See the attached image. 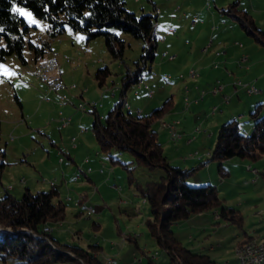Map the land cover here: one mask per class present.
<instances>
[{
	"label": "rangeland",
	"instance_id": "obj_1",
	"mask_svg": "<svg viewBox=\"0 0 264 264\" xmlns=\"http://www.w3.org/2000/svg\"><path fill=\"white\" fill-rule=\"evenodd\" d=\"M124 1L127 9L137 15L144 13L156 15L155 33L158 36V42L149 76L138 84L131 86L125 97L127 108L129 109L128 104H130L132 106L131 112L138 115L139 110L144 107L147 110L153 109L156 108L155 106H162L168 98L172 99L173 97L174 100H181V94H183V97L188 95L185 88L190 86L189 84L192 81L199 79L198 67L194 59L199 55L198 47L200 46H196V52L192 53V44L195 38L193 33H210L208 24L211 22V13L220 15L221 8L234 0H229L228 3L224 2L225 5H221L223 0ZM153 6H155V9H153ZM15 8L24 10V14L19 13L29 25L30 38L32 40L45 39L46 21L34 16L26 7L15 6ZM28 13L31 15H27ZM235 24L237 23L235 22ZM213 27L216 26L213 25ZM116 32L124 40L123 59L128 65H125L119 59H112L104 46L102 37L91 40L87 46L85 43L79 44L74 40L72 45V40L68 38L67 34L51 40L53 50L38 58L36 65L33 51L30 48H26L24 51L25 62H22L15 54L7 56L5 60H0V150L3 151L2 160L6 162L3 167H0V197L5 194L6 188H11L10 193L15 197H20L25 188H29L31 192L44 191L51 187L57 188V198L64 202L65 211L63 220L52 225L53 235L61 243L78 245L93 251H98V248H94L93 245H99L101 246L100 255L102 260L105 261V257H109L116 259L118 263L117 258L114 257V252H117L121 245L130 244L134 248V240H137L140 247L147 245L152 250L159 252L163 250L149 233L146 223L150 217L149 205L138 194L135 186L136 182L144 185L149 180H159L164 175L163 169L150 170L144 165L133 166L132 177L134 181L129 183V173L123 163L131 161L133 156L129 152L119 153L112 150L110 153L120 159V161L112 162L107 155L109 153L101 150L97 145V151L100 155L97 156L95 151L88 154L91 155L92 161H95V159H98L99 163L102 161L101 172L103 171V174L93 175L92 178L94 179L91 182L86 179L83 171H81L78 160H76V163L72 162L61 154L60 157L63 158L64 162L60 163L58 160L59 152L56 149L55 153L52 152L48 156L49 150L53 151L50 138H54L58 145L60 138L66 142V139L69 141L72 135L75 139L72 143L75 144L78 141L77 134H80V129L76 130L74 127L68 129V127L78 122V114H81L79 107L81 105L84 106L89 102L98 101V112L102 111L104 116L109 110L108 108L118 100L121 77L127 67L132 68L134 66V61L141 54L143 42L140 39L133 38L126 32L120 30H116ZM65 33L73 32L67 31ZM186 38L190 41V44L186 43ZM199 43L200 41L197 40L196 44ZM207 45H210V40L205 46L207 47ZM214 47H211L210 50H215ZM164 52L169 53L165 59L163 58L165 56ZM50 55H54L59 65L57 74L59 84L56 86L50 85L51 82L44 81L37 74V67H47ZM170 56H174V58L168 60ZM96 62L101 63L97 64ZM103 66H108L111 71L104 79V85L112 88L115 94L111 97L109 92L100 101V92L106 87L100 89L94 73L99 67ZM53 75H56V73ZM235 82L238 89L245 88L246 91L248 90L245 83L239 80ZM144 83L154 93L153 97L149 98L145 92L139 89ZM247 85L250 86L251 83L247 82ZM201 86L203 89L199 90L200 93L197 99H191L187 96L189 102L199 100V104H193V108L190 107L189 109V113L192 112L193 115L191 122L185 124L186 133L183 137V140H185L192 136H198L201 132L200 139L189 147H185L182 145L183 141L179 140L181 133L173 131L178 135L173 138L170 131L171 139L177 142H167L168 148H163V153L170 164L182 166L183 168L184 166L195 168L186 179L190 185L208 183L207 181L197 183L198 176L203 174L200 172V169L204 168L203 163L200 165L195 164L194 167L193 165L184 164L185 159L190 158L191 155L196 156V152H199V154L201 152L202 155L207 153L211 147L210 142L216 139V128L208 123L209 118L207 125L205 122L203 125L201 123V120L204 121L206 118L204 116L207 107L209 109L213 107L212 112L215 111L216 115H220L222 110L228 112L231 110L232 112L236 106H239L236 97L231 102L221 100L220 94L223 90V84L210 86L203 83ZM215 89L218 90L215 91ZM84 90H88V92H84L80 97ZM135 92H138V95ZM254 95V98L261 97V90L257 93L258 96ZM228 103L230 104L228 105ZM103 104H106L104 109L101 108ZM170 106L163 113L162 118H166L164 122H167L168 129L173 130V122L168 121L171 117H166L169 115ZM69 111L73 113L68 114ZM86 113H89V111L87 110ZM263 114L260 111V116ZM89 116H91V120L86 119L85 121L84 119V125L82 126L88 124V134L95 140L90 130L93 116L90 113ZM143 116H145V112ZM162 118H157L153 122L154 129L159 128V120ZM214 118L215 116H212L211 120ZM169 123L172 126H169ZM65 125L69 126L63 128ZM243 125L245 124L243 123ZM204 129L207 130L206 135L202 133ZM59 132L63 134V137H60ZM163 138L167 141L165 136ZM106 155L108 158H106ZM174 157L176 158L174 159ZM209 157L205 156L203 162L209 160ZM210 162H213L212 167H214L216 173L217 163ZM249 162L254 165V167L251 166L252 168L257 167L264 170V156L261 159L250 160ZM224 168L230 171L228 165H225ZM230 172H232L231 180L234 182V186L218 189L219 197L224 204L232 206V204L242 201V206H244L246 203L244 200L250 202V199L257 197L256 192L258 190L264 189V179L261 174H258L255 184H247L245 180L250 178L248 174L238 173L234 169ZM219 179H222V177L217 171L212 181L216 182ZM85 193L87 194L85 202L79 204V200ZM263 199L264 194L259 201ZM89 207L94 208V212L90 216L87 212ZM213 212L210 215L200 217L204 219L205 229L202 225H198L199 227L190 229L191 231H189V227L183 230L188 229V231H185L186 236L193 234L192 242H203L207 246L219 244V247L215 250L216 255L211 253V257L214 258L216 264H225L224 261L230 258L234 259L232 264H237L234 248L243 242L233 247V253L232 244L238 228L232 223L229 224L228 228L223 227L222 222L224 221L219 220L218 215L214 218ZM252 215L251 213L248 216L246 223L258 219ZM185 223L183 227L188 226ZM0 264H14V261L3 262L0 260ZM53 264L67 263L55 262ZM144 264H147V260L144 261Z\"/></svg>",
	"mask_w": 264,
	"mask_h": 264
},
{
	"label": "trees",
	"instance_id": "obj_2",
	"mask_svg": "<svg viewBox=\"0 0 264 264\" xmlns=\"http://www.w3.org/2000/svg\"><path fill=\"white\" fill-rule=\"evenodd\" d=\"M15 6L26 7L34 16L46 21L45 39L35 43L29 39V25L19 12L13 10ZM221 11L264 48L263 30L246 10L239 7L238 0ZM155 29V14L137 15L127 9L124 0H0V60L15 54L25 62L26 48L33 51L34 60H37L51 50V40L70 31L77 32L86 42L102 37L112 59L128 65L123 59L124 40L116 30L140 39L143 42L141 54L132 68L126 66L118 88V100L104 116L95 107L89 110L93 116L90 130L99 148L109 153L112 162L120 161L110 153L112 149L133 156L131 161L123 163L129 173V183L134 181L133 166L163 169L164 175L159 180H149L144 185L136 182L135 186L138 194L148 202L150 217L146 221L147 227L157 244L165 250L166 264H216L209 254L184 246L175 238L172 225L192 214L215 210L220 220L241 229L242 214L222 202L213 184H188L186 179L195 168L172 165L167 160L152 124L168 109L171 98L145 116L133 114L125 104L127 90L150 72L158 42ZM110 73L108 66H103L95 71L94 76L102 85ZM260 111L261 104H257L250 112L255 119L250 132H245L237 119L218 128L209 161L217 163L219 174L226 175L223 161L229 158L255 161L264 155V114L260 116ZM262 177L264 179V172ZM57 197L55 187L37 192L25 188L20 197L5 191L0 197L1 261L13 260L14 264H105L97 251L61 243L51 235L47 225L64 218L65 204ZM93 246L99 248V245ZM147 264L158 263L149 259Z\"/></svg>",
	"mask_w": 264,
	"mask_h": 264
},
{
	"label": "crops",
	"instance_id": "obj_3",
	"mask_svg": "<svg viewBox=\"0 0 264 264\" xmlns=\"http://www.w3.org/2000/svg\"><path fill=\"white\" fill-rule=\"evenodd\" d=\"M224 2L228 3L229 0L221 1V5H225ZM238 4L240 8L246 10L252 16L257 26L264 32V0H238ZM225 7H222L221 9ZM210 17H211V22L208 24L210 33H193V36L195 38H194V43L192 44L193 45L192 53L196 52L195 50L196 46L197 47L200 46L198 47L199 55L198 57H196V59H194L195 64L198 67L199 79L192 81V83L189 84L190 86H187V88H185L188 95L186 92L184 93L191 99H197L198 94L200 93L199 90L203 89L201 86L203 85V83L204 84L206 83V85H210V86L216 85V84H223L224 85L223 90L221 91V94H220L221 100L223 102H231V100L234 99V97H236L237 103L239 104V106H236L232 112L231 110H229L230 112L222 110L220 115H216L217 113L215 111L212 112V110L214 109L213 107L210 109L207 107V112L204 116V118L205 117L206 118L204 119V121L201 120L202 125L204 124V122L206 125L208 123L210 125L212 124V126L216 128V132H217L221 124L229 120H232V119H237L242 124L241 125L242 129L245 132H250L253 129L254 123H255V119H253L250 116V112L254 110L257 104H261V112L264 113V48L261 45H259L257 42H255L252 39V37L247 35L237 24H235L233 20H231L229 17L223 14V12H221L220 15L211 13ZM213 25H215L216 27H213ZM66 34L68 38L72 40L71 41L72 45L74 44L73 40L75 42H78L79 44L85 43L86 46L90 42V41L86 42L78 33H65L64 32L58 37H56L55 39H58L59 37L64 36ZM46 37H47V30H46ZM29 39L34 43L40 40V39L32 40L30 36H29ZM197 40L200 41L199 44H196ZM209 40H210V45H207L206 47L205 45ZM185 41L186 43L190 44V41L187 38ZM213 46H215L214 48L216 49L210 50L211 47ZM52 50L53 48H51L50 51ZM164 53H165V56L163 58L165 59L166 56L169 55V53L168 52H164ZM173 58L174 56H170L168 57V60L169 59L172 60ZM36 62L37 60H35V65H36ZM96 63L98 64L101 62H96ZM161 64H163V62H161ZM63 74H64V71H63ZM63 74L61 73V76ZM148 74H146V76L142 80H144L147 76H149ZM237 80L245 84H247L248 82V83L255 85L258 89L261 90V97L254 98L253 97L254 94H249L245 88L238 89V87H236L237 85L235 82ZM96 81L98 82V80ZM104 83H105V80H103L102 85H99L98 83V86L100 87V89H102L101 87H104V86L106 87V89L104 90L102 89L100 92V101H102L104 96H106V94L109 92L111 93V97L114 96L115 94L114 93L115 91L112 88H109L107 85H104ZM148 87L149 86H147L146 83H144V85L141 88L139 87V89H141L142 92H145L149 98H151L153 97L154 93ZM84 92H88V90L82 91L80 97H82V94ZM135 94L138 95V92H135ZM187 96L183 97V94H181V100L180 99L174 100V98L172 97L171 102H170L171 108L168 111L169 115L166 116V117H171V119H169L168 121L173 122V131L174 132L177 131L181 133V138L179 140L183 141L182 145L185 147L187 146L189 147L195 141H198V139H200L199 136L201 135V132H200L198 136L197 135L192 136L191 138H187L183 140V137L186 133L185 132L186 130L184 129L185 124L187 122H191V117L193 115L192 112L189 113V109L190 107H192L193 104L195 105L199 104V100L198 101L194 100L192 102H189ZM254 96H258V95L256 94ZM229 104L230 103H228V105ZM105 105L103 104L101 108L104 109ZM92 107H95L98 110L99 109L98 101L93 102V103L89 102L83 106V109L79 110L81 114H78V122L76 124L71 125V126L65 125L63 127V128H67L69 126L68 129H70L71 127L76 128V130L80 129L79 130L80 134H77L78 141L75 144L72 143L75 141L74 136L72 135L69 141L66 139V142L62 141V139L60 138V142L58 145L56 141L54 140V138H50L53 151L49 150L48 152V156H49L52 152L55 153V151L58 150L59 152L58 160L60 163L64 162L63 158L60 157L61 154L65 155L72 162L76 163V160H78L81 165V168H80L81 171H83L86 179L91 182L94 179L92 178L93 175L103 174L102 173L103 171L101 172V169H102L101 165H103L102 161L101 163L97 161L98 159L97 160L95 159V161H92L91 155L88 154L91 151H95V154L99 156L100 153L99 151H97L98 144L88 134V131H89L87 128L88 124H85V126H82L84 125V122H83L84 119L85 121L86 119H88V121L91 120V116L88 117L89 113H86V112L87 110L89 111ZM128 107H129L128 110L132 111L131 110L132 106L130 104H128ZM155 107L158 108L160 106H155ZM156 108H153V109H156ZM153 109L147 110L146 107H144L139 110V115H143L144 112H145V115H147ZM67 113L72 114L73 112L69 111ZM100 113H101L100 115L103 116L102 111ZM162 115L158 117V119L162 118L163 117ZM212 116H215V118L211 120ZM208 118H209V122L207 123ZM165 119L166 118H162L161 120H159L160 121L159 128L155 130L158 133V138L160 142L163 144V148L165 147L168 148L167 142L171 143V142H177V141L171 139L170 137L171 129L169 130L168 129L169 127L166 126L167 122H164ZM243 123L245 125H243ZM59 133H60V137H63V134L61 132ZM202 133L206 135L207 130L204 129ZM163 136L166 137L167 141L164 140L165 138H163ZM215 141L216 139L210 142L211 147L208 149V152L205 153L204 155H202L201 152L200 154L199 152H196L195 153L197 154L196 156L191 155L190 158H186L184 161V164L186 163L187 165H193V167L195 164L200 165L203 163L202 166H204V168L200 169V172H202L203 174L198 176L197 183H204L205 181H207L208 183H212L214 186H216L217 189H225L228 186L232 187L234 186V182L231 180L232 172L230 171L234 169V171H237L238 173L248 174L250 178L248 180H245V183L255 184L258 179V174L262 175V172H264V170L261 168H257V167H256L257 169L252 168L254 167V165L249 162L250 161L249 159L239 158V157H232V158H229L223 161V165L224 166L228 165L230 167V171L227 170L226 175L220 174L222 179H219L216 182L212 181V178L216 176L218 169L215 173V169L214 167H212L213 162H210L208 159L205 162H203V160L205 156L206 157L210 156L211 151H212L211 149H213L215 145ZM107 155H106V158H108ZM113 156H116V155H113ZM2 157H3V151L0 150V160H1L0 167H3V165L6 164V162L2 160ZM175 158L176 157H174V159ZM187 167L188 166H184V168H187ZM252 170H257L258 173L254 174ZM10 189L11 188H6L5 191L10 193ZM256 194H257V197L254 199H250L251 200L250 202H247V200H244L246 201L244 206H242L243 205L242 201L237 202L236 204H232L233 207L237 208L240 211L243 217L242 228L239 229L237 227L238 231H236L235 233V238L232 244V253H233V247L238 243L244 242L246 240H264V199L259 201V199H261L262 195L264 194V189L261 191L258 190ZM86 197H87V194L85 193V195L82 196V198L79 200L78 203L79 204L84 203ZM211 212L212 211L192 214L187 219L183 220V223L182 221H180L172 225L173 234L175 238H177L184 246L196 252L207 253L209 254L210 257H211V253H214V255H216L215 250L217 247H219V244L218 243L216 245L210 244L209 246H207L203 242L202 243L192 242L191 240L193 239V234L192 235L189 234L186 236L185 231H188V229L185 231L183 229L189 227V231H191L190 229L197 228L199 227L198 225H202L203 229H205L206 224L203 223L204 219H201L200 217L206 216L208 214L210 215L212 214ZM251 213L253 214L252 215L253 217L258 218V219L257 220L255 219L252 222L246 223L245 221L248 218V216L251 215ZM217 215L218 214L214 210L213 212L214 218ZM184 223L188 224V226L183 227ZM53 224L54 223H51L47 226L51 231V235L54 238H56L53 235L54 234V229L52 227ZM222 224H223V227L228 228L229 224L231 223L224 221L222 222ZM56 239L58 240V238ZM257 242H260V241H257ZM134 246H135L134 248L136 249H134L130 244L121 245L119 249L117 250V252L116 251L114 252V257H116L118 260L117 264H144V261L147 260L148 262L149 259H152L156 263L160 262L161 264H166L168 262V256L164 249L162 250V252H159L157 250H152L148 248L147 245L140 247L137 240H134ZM96 253L101 254V246H99L98 251ZM233 261L234 259L230 258V259L225 260L224 262L225 264H232Z\"/></svg>",
	"mask_w": 264,
	"mask_h": 264
},
{
	"label": "built area",
	"instance_id": "obj_4",
	"mask_svg": "<svg viewBox=\"0 0 264 264\" xmlns=\"http://www.w3.org/2000/svg\"><path fill=\"white\" fill-rule=\"evenodd\" d=\"M171 31V30H170ZM58 69H59V65L58 62L56 60V58L54 57V55H50L49 59H48V64L47 67H37V74L40 76V78H42L44 81L46 82H51L49 83L50 85H58ZM54 73H56V75H53ZM53 80V81H52ZM245 87H248V92L249 93H257L259 92L258 88L255 87L253 84H251L250 86H248L247 84H245ZM218 89H215V91ZM80 109H83V106L81 105L79 107ZM169 126H172L169 123ZM171 135L172 137H177L178 135L175 134L173 132V130L171 129ZM87 212H94V208L89 207ZM264 260V248H255L254 246V250L251 251V253L249 254L248 257L246 258H238V264H254V263H259L261 261ZM104 263L107 264H117L116 259L114 258H109V257H105V261H103Z\"/></svg>",
	"mask_w": 264,
	"mask_h": 264
},
{
	"label": "bare ground",
	"instance_id": "obj_5",
	"mask_svg": "<svg viewBox=\"0 0 264 264\" xmlns=\"http://www.w3.org/2000/svg\"><path fill=\"white\" fill-rule=\"evenodd\" d=\"M257 93H259V92H257ZM257 93H251V94H257ZM137 114H139V113H137ZM252 172L254 174H257L258 173L257 170H252ZM91 214H92V212H88V215L89 216ZM254 246H255V248H264V240H262L260 242H257V241H249V242H247L245 244L237 245L234 248V254H235V258H236L237 264H238V258H246V257H248L249 254L251 253V251L254 250ZM103 261H104V259H103ZM254 264H256V263H254Z\"/></svg>",
	"mask_w": 264,
	"mask_h": 264
},
{
	"label": "snow or ice",
	"instance_id": "obj_6",
	"mask_svg": "<svg viewBox=\"0 0 264 264\" xmlns=\"http://www.w3.org/2000/svg\"><path fill=\"white\" fill-rule=\"evenodd\" d=\"M14 11H17V12H20L22 14H24V10L23 9H20V8H14L13 9ZM27 15H31L30 13H28Z\"/></svg>",
	"mask_w": 264,
	"mask_h": 264
},
{
	"label": "water",
	"instance_id": "obj_7",
	"mask_svg": "<svg viewBox=\"0 0 264 264\" xmlns=\"http://www.w3.org/2000/svg\"><path fill=\"white\" fill-rule=\"evenodd\" d=\"M256 264H264V260H263L262 262H260V263H256Z\"/></svg>",
	"mask_w": 264,
	"mask_h": 264
}]
</instances>
